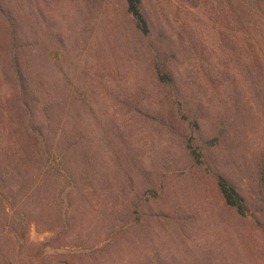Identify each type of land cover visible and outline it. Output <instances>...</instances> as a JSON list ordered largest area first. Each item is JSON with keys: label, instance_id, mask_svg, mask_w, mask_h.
<instances>
[{"label": "rangeland", "instance_id": "374dc122", "mask_svg": "<svg viewBox=\"0 0 264 264\" xmlns=\"http://www.w3.org/2000/svg\"><path fill=\"white\" fill-rule=\"evenodd\" d=\"M0 1V264H264V30L253 61L229 0H143L148 37L124 0Z\"/></svg>", "mask_w": 264, "mask_h": 264}, {"label": "trees", "instance_id": "16d2710c", "mask_svg": "<svg viewBox=\"0 0 264 264\" xmlns=\"http://www.w3.org/2000/svg\"><path fill=\"white\" fill-rule=\"evenodd\" d=\"M124 2H125L126 12L128 13V15H130L137 32L141 36H145V37L151 36L153 30L150 20L147 18V15L144 11L143 0H124ZM229 3L232 6V10L233 12H235L237 18L243 17L241 16L240 12L246 14L245 18L247 19L248 24L252 31L247 40L249 43L248 47L251 49L250 55L255 57V58H251V60L255 61L257 60V54H258L256 50V46L258 45L257 39L263 37L262 35L264 30V0H229ZM0 6L2 7L1 1H0ZM12 19L13 18L9 16V20H11L10 31L14 32L16 23L14 19L13 20ZM158 39L159 38H157L156 41ZM151 47H153L155 51H158V47L160 46H158L156 43L153 42ZM13 48H11V51ZM171 57L172 56L170 57L163 56L162 59L163 61H160V63L157 64L158 65L157 72L159 78L168 85H171L174 82L171 71H168L167 68L165 67L166 61L169 60ZM10 61H11L10 69L12 70V73L17 80L18 91L20 93V96L22 97V101L24 99L23 101L24 108L28 113H30L31 109L35 105L36 102L35 98L37 96L36 92L32 88L33 85L29 82V79L31 78L29 77L27 71L24 68L22 69L20 65H18L17 63L18 59L15 57V55H11ZM42 138L45 139V136H43ZM82 138L83 136L80 137V139ZM186 147L189 149V152L192 158L195 160V162L201 163L203 154L199 150V147L194 143H192L190 140L188 141ZM214 178L216 180L218 190L223 198L224 203L227 206L234 208V210L239 215H245L246 213H248L249 209L244 196L239 192L236 186L230 182V180L224 175V173L221 171H217L214 173Z\"/></svg>", "mask_w": 264, "mask_h": 264}]
</instances>
